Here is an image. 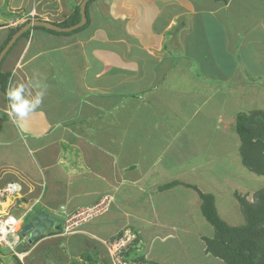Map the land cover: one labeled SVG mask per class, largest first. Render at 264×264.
I'll return each mask as SVG.
<instances>
[{
	"label": "crops",
	"instance_id": "0c3cea01",
	"mask_svg": "<svg viewBox=\"0 0 264 264\" xmlns=\"http://www.w3.org/2000/svg\"><path fill=\"white\" fill-rule=\"evenodd\" d=\"M80 2L0 0V54L32 12L59 22ZM21 35L0 70L44 95L18 127L0 89V186H21L16 214H44L43 233L20 246L24 264H112L107 242L126 228V264H225L207 248L214 232L184 228L206 221L197 190L217 209L232 161L243 165L236 116L264 112V0H92L73 31ZM102 201L62 234L61 214Z\"/></svg>",
	"mask_w": 264,
	"mask_h": 264
},
{
	"label": "trees",
	"instance_id": "16d2710c",
	"mask_svg": "<svg viewBox=\"0 0 264 264\" xmlns=\"http://www.w3.org/2000/svg\"><path fill=\"white\" fill-rule=\"evenodd\" d=\"M85 13L87 17V5ZM39 19V17H36ZM80 20L79 5L62 21L53 22L59 26H70ZM29 19L20 22L10 29L7 40L13 33L23 26ZM32 29H42L54 34H64L40 26ZM26 30L21 36L28 34ZM9 73L0 70V89L7 90ZM235 129L240 138V155L242 164L251 172L264 175V112L239 113L235 118ZM195 190L197 188L192 186ZM201 199L200 210L205 220L213 227L212 238L205 237L207 248L225 264H264V187L253 194L250 201L245 195L234 191L240 210L244 214L245 222L240 226H231L219 216L211 194H204L199 190ZM120 236V235H119ZM124 258L127 256L123 255Z\"/></svg>",
	"mask_w": 264,
	"mask_h": 264
},
{
	"label": "built area",
	"instance_id": "2783aa9c",
	"mask_svg": "<svg viewBox=\"0 0 264 264\" xmlns=\"http://www.w3.org/2000/svg\"><path fill=\"white\" fill-rule=\"evenodd\" d=\"M33 14L32 12L31 17H33ZM17 187L16 183L10 182L0 186V256L6 255L3 251L8 250L10 251L9 254L15 258L14 260L18 261L20 264H24L23 260L26 256V250H20L18 247L27 240L26 235H22L21 232L23 218L28 209L24 210L19 217L13 214L12 209L15 207L13 200L17 192ZM104 201L94 206L79 208L76 210V213L73 212L71 215L65 213L64 216H70L65 219L67 225L64 227V232L69 234L75 232V226L78 221L76 217L80 215L81 210L89 215L90 212L88 213V211L91 209L98 207L97 210H101ZM135 238L136 234L127 228L124 229V232H122L120 236L114 238L113 241L107 242L112 264H126L125 260H120V255L124 250L128 249V246L132 244ZM0 264L3 263L0 262Z\"/></svg>",
	"mask_w": 264,
	"mask_h": 264
},
{
	"label": "rangeland",
	"instance_id": "374dc122",
	"mask_svg": "<svg viewBox=\"0 0 264 264\" xmlns=\"http://www.w3.org/2000/svg\"><path fill=\"white\" fill-rule=\"evenodd\" d=\"M233 159H235L234 154H233ZM232 164L234 165V169H237V170L235 171V175H234V173L232 174L231 171H226L227 174H232V175H234V177L232 179L230 178V176H228L227 179L223 177L225 180L222 179V181H221L222 191L219 193L218 197L216 195L217 209H218L219 216L227 224H229L231 226H240L241 224L243 225V223L245 222V217H244V214L242 213V211L240 210V207L238 205L236 197L232 194V192L228 191L229 186L226 183L229 182L230 186H232V188L235 187V190H236V185H239L243 189H245V188L249 189V191H251V193H248L247 199L253 200L254 192L257 191L258 189L264 187V175L259 176V175H255L254 173H250V171H248V169L246 167H244L243 165L241 166L240 164H237V162L232 161ZM201 175H203V177L205 176L206 178H208L206 174H203V172L200 173V176ZM217 177L218 176H216L215 179L218 180ZM233 182H235V185L233 184ZM196 187H197V185H196ZM102 210L103 209L97 210V208L91 209L88 211V213L90 212L89 215L86 212L81 210L80 215L78 217H76V220H78V221L76 223L77 225L75 226L76 229L74 231H76L80 226H82L86 222H89V221L93 220V218H96L97 216L101 215ZM191 211L193 212L192 213L193 216H194V214L197 213V216L200 217L198 207H194V209H191ZM74 213H76V211H74ZM16 215L18 216V214H16ZM30 215L31 214H29L28 216H25V220H24L23 225H22L23 227L31 219ZM70 215H68V216H64L63 214L60 215L62 218L65 217L64 220L60 224L62 227L61 228L62 234L65 233L64 227L67 225V222L65 221V219L68 218ZM182 215H183L184 220L190 219V217L192 216V215L190 216L188 209H184V212ZM200 222L202 224L201 226L189 224L190 226H188L187 228H184V229L187 230V233H195V234L203 233V234L207 235V234H212V232H214L213 227L207 221H203L200 219ZM176 227H178V226H176ZM174 232H183V229L182 228L181 229L175 228ZM67 234H69V233H65L63 235H67ZM19 249H21V248L19 247ZM3 252L6 254L7 257H11V255L9 254L10 251L4 250ZM7 257L3 258V261H5V262L8 261ZM211 258H213V257H211ZM213 262H217V259L214 258Z\"/></svg>",
	"mask_w": 264,
	"mask_h": 264
},
{
	"label": "clouds",
	"instance_id": "9594fccd",
	"mask_svg": "<svg viewBox=\"0 0 264 264\" xmlns=\"http://www.w3.org/2000/svg\"><path fill=\"white\" fill-rule=\"evenodd\" d=\"M30 19H38V18L30 17ZM39 19H41V18H39ZM29 30H32V28ZM43 95H44V92H43V90H41V85L38 82H31L29 84H25L23 82H21V83L10 82L9 87L5 92V97L8 101V107L11 109V112L8 114L15 118L14 122L17 123L18 127L20 126V122L25 121L29 117V115L32 112H34L42 104ZM10 183H16L18 186L16 195H15L14 200H13L15 203V207H13V208L16 209L17 202H18L17 198L19 197L18 195H20L21 186L17 182H10ZM32 206H33V204L28 206L27 208H24L23 210H21L20 213L22 214L24 210L28 209L24 215L23 222L25 220L26 214L32 209ZM12 211H13V209H12ZM13 214L16 217H19L21 215V214H19L17 216L14 211H13ZM68 214H71V213H68ZM63 220H64V218L60 219V224ZM22 225H23V223H22ZM60 227H61V225H60ZM22 229H23V226H22ZM24 235H26V238L29 241V238H28L29 234L25 233ZM18 249H19V247H18Z\"/></svg>",
	"mask_w": 264,
	"mask_h": 264
},
{
	"label": "water",
	"instance_id": "95a60500",
	"mask_svg": "<svg viewBox=\"0 0 264 264\" xmlns=\"http://www.w3.org/2000/svg\"><path fill=\"white\" fill-rule=\"evenodd\" d=\"M89 0H81L79 3V13H80V20L70 26H59L49 20H43V19H30L28 22H26L23 26H21L15 33L11 36L5 47L3 48L1 54H0V59L2 55L9 49V47L17 40V38L24 33L26 30L31 29L32 27L35 26H40L44 27L47 29H51L57 32H70L73 31L76 28L81 27L82 25L85 24L86 22V13H85V8L86 4ZM44 214L38 213L35 215V217L31 218L23 227L22 229V234H29V239H35L38 237L43 231H44V223L41 222V218L43 217Z\"/></svg>",
	"mask_w": 264,
	"mask_h": 264
},
{
	"label": "bare ground",
	"instance_id": "6f19581e",
	"mask_svg": "<svg viewBox=\"0 0 264 264\" xmlns=\"http://www.w3.org/2000/svg\"><path fill=\"white\" fill-rule=\"evenodd\" d=\"M7 44V43H6ZM235 148V147H234ZM231 151V150H230ZM23 235V234H22ZM25 260V259H24ZM23 260V262L25 263V261ZM120 260H124L122 257H121V255H120Z\"/></svg>",
	"mask_w": 264,
	"mask_h": 264
}]
</instances>
